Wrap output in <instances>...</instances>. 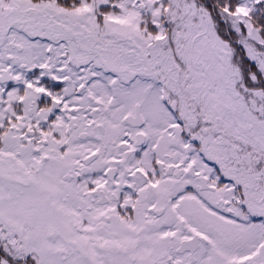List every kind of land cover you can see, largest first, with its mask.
<instances>
[{"label": "snow or ice", "instance_id": "obj_1", "mask_svg": "<svg viewBox=\"0 0 264 264\" xmlns=\"http://www.w3.org/2000/svg\"><path fill=\"white\" fill-rule=\"evenodd\" d=\"M0 264H264V0H0Z\"/></svg>", "mask_w": 264, "mask_h": 264}]
</instances>
